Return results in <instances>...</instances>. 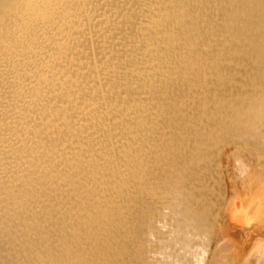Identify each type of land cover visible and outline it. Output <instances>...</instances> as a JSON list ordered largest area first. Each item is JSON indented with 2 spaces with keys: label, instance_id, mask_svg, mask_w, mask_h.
I'll use <instances>...</instances> for the list:
<instances>
[{
  "label": "bare ground",
  "instance_id": "bare-ground-1",
  "mask_svg": "<svg viewBox=\"0 0 264 264\" xmlns=\"http://www.w3.org/2000/svg\"><path fill=\"white\" fill-rule=\"evenodd\" d=\"M215 148L264 177V0H0V264H205Z\"/></svg>",
  "mask_w": 264,
  "mask_h": 264
},
{
  "label": "rangeland",
  "instance_id": "rangeland-1",
  "mask_svg": "<svg viewBox=\"0 0 264 264\" xmlns=\"http://www.w3.org/2000/svg\"><path fill=\"white\" fill-rule=\"evenodd\" d=\"M230 148V147H229ZM228 148V149H229ZM232 148V147H231ZM233 149V148H232ZM215 150H216V148H215ZM242 150V149H241ZM231 150L229 149V152H230ZM240 151V150H239ZM247 152H245L246 153V155H247V157L248 156H250L251 157V159L253 158V160H254V158H255V156H251L252 155V152L251 151H249L250 153H251V155L249 154V152H248V150H246ZM232 152V151H231ZM230 152V153H231ZM216 153V154H215ZM217 153H219L217 150L215 151V152H213V156H212V163L210 164V165H207V166H209V168L207 169V166L206 167H203V168H200L197 172L199 173V171H200V173L198 174L197 172H195L194 170V172L196 173V176H195V174H192L193 176H191V182H193V184L191 185V186H189V191L192 193V194H194V195H192V198H190L191 199V205H193V206H195V203H196V206L193 208V211H192V207L193 206H191V210L189 209V210H187L186 211V213H188V215L190 216V217H192L193 218V220H196V224H197V222L200 220L199 218H201V217H203L205 214H204V212L205 211H215V212H218V215H217V221L215 222V223H217V226H216V224L214 223L212 226V228L214 229V231H215V229L217 230V232L215 233H212L213 232V229H212V231L210 230V232H209V236H211L210 237V239H209V241H208V243H209V251L207 250L206 252L208 253H206L205 254V264H208V263H210V264H212V261H210L208 258H211V260H214L213 258L215 257L213 254H215V255H217L218 256V262H220V263H216V264H245V263H247V261L248 260H246L248 257H250L251 255H253V254H250L252 251H254V253H255V251H256V249L257 250H259V244H264V234L262 235V232L261 231H263L262 229L264 228V226H262V224H260L261 222L264 224V210H262V211H260V210H258L257 209V207H255V215H254V211H252V213H250V215L252 216V217H249V219H247L248 217H246V219L247 220H252V223H251V221H250V223L249 224H247L246 225V222H248L244 217L245 216H243V215H238L239 216V218H241V219H239L240 221L242 220V217H243V221H245V224L244 223H239V224H236V218L237 217H234V216H237V215H233V219H232V217H231V213H232V211H234V209H236V207H237V205L238 204H235V203H237V202H239V204L241 203V201H242V203L240 204V205H244L246 202L248 203V201L249 200H251V196L253 197V201H256L257 199H259V197L258 196H260V190L262 189L263 190V188H260L261 186V184L263 183L264 184V177L263 178H258L257 179V181L256 180H251V182H253V181H255V182H258V180H260L258 183H259V185H258V183H255V182H253V186L250 188L249 187V185H252V183L251 184H249L248 183V181L250 180H248L247 181V179H246V181H247V183H248V185H246L248 188V190H250L251 192H246V190L247 189H244V190H241V188L243 187V188H245L244 187V185H242L241 183V181L239 180V179H237L236 180V178L234 177L233 178V176H235L234 174H233V168H232V165L230 166V164H229V160L227 159V157L225 156V158H223L224 157V155H225V152H221V154H218L217 155ZM229 153V154H230ZM232 154V153H231ZM223 156V157H222ZM264 156V155H263ZM221 157V158H220ZM262 157V156H261ZM261 157L259 158V159H261ZM263 158V157H262ZM214 159V160H213ZM220 159V160H219ZM224 159V160H223ZM226 159V160H225ZM256 159V158H255ZM218 160V161H217ZM228 160V161H227ZM257 160V159H256ZM252 161V166H253V171L252 172H259V169H260V167H262L263 166V168H261V169H263L262 171H264V162H262L261 160V162L263 163V164H261V162L260 163H258L257 161ZM222 161V162H221ZM217 162H219V163H217ZM255 162H256V165H255ZM218 165H221V166H218V167H216V164ZM258 163V164H257ZM203 164V163H202ZM228 165V167H230V169L228 170L229 172H230V170H231V174H232V178H231V180H230V178L228 177V175H225L228 171H227V167H225V166H227ZM212 168H211V167ZM257 166H259V167H257ZM205 168H206V170H205ZM220 168L221 169H223L222 171L224 172H222L223 174H221V172L219 171L220 170ZM255 168H256V170H255ZM259 168V169H258ZM201 169L202 170H205V171H207V172H201ZM217 169V170H216ZM257 169H258V171H257ZM260 169V170H261ZM209 170H211V171H209ZM217 173V175H216V173L215 174H213V172L214 171ZM227 172H226V171ZM255 170V171H254ZM193 172V173H194ZM210 172V173H209ZM226 172V173H225ZM255 172V173H256ZM202 173V174H201ZM206 173V174H205ZM212 173V178H210V174ZM229 173V174H230ZM199 176H198V175ZM221 174V175H220ZM230 174V175H231ZM222 175L223 176H225V180L223 179V177H222ZM204 178H203V177ZM206 176H207V178H206ZM227 176V177H226ZM199 177V178H198ZM214 177V178H213ZM220 177V178H219ZM216 178V179H215ZM194 179H196L197 180V182H195L196 180H194ZM203 179H205V180H203ZM223 179V180H222ZM227 179L229 180V182L227 181ZM235 179V180H234ZM261 179H263V180H261ZM209 180V181H208ZM216 180V181H215ZM233 180V181H232ZM199 181L200 182H202V183H199ZM223 181H226V184L225 183H223ZM236 181V182H235ZM206 182H208L207 183V185L208 186H206ZM211 184H210V183ZM216 182V183H215ZM221 182V183H220ZM232 182V183H231ZM239 182H240V184H241V188H240V184H239ZM250 182V181H249ZM198 183V184H197ZM215 183V184H214ZM219 183V184H218ZM247 183H245V184H247ZM261 183V184H260ZM191 184V183H190ZM189 184V185H190ZM221 184V185H220ZM239 184V185H238ZM243 184H244V181H243ZM193 185H195V186H193ZM197 185H198V187H197ZM205 187H204V186ZM210 185H213L214 187V190H213V188H212V190L211 191H209L211 188L209 187ZM218 185H219V187H218ZM224 185H226L227 187V189L228 190H226L225 189V186ZM235 185H237V187H238V189H240L241 191H235ZM258 185V186H257ZM224 186V187H223ZM254 186H256V187H254ZM264 185H262V187H263ZM203 187V188H202ZM212 187V186H211ZM229 187H230V189H229ZM232 187V188H231ZM236 187V188H237ZM255 188V190L257 189V190H259L258 192H259V194H258V192H257V190L255 191H253V189ZM191 188V189H190ZM193 188V189H192ZM195 188V189H194ZM200 188V189H199ZM258 188H260V189H258ZM202 189H204V190H202ZM192 190H194L193 192H192ZM197 190H200V192L198 191L197 192ZM237 190V189H236ZM208 191V192H207ZM224 191H226V192H224ZM232 191V192H231ZM264 191V190H263ZM262 191V192H263ZM203 192V193H202ZM206 192V193H205ZM210 192V193H209ZM217 192H219L220 194H218ZM224 192V193H223ZM228 192V193H227ZM237 192L240 194H237ZM241 192V193H240ZM254 192V193H253ZM213 193V194H212ZM228 195H227V194ZM243 193V194H242ZM247 193H250L251 195H249V194H247ZM255 193H257V194H255ZM200 194H202L201 196H200ZM242 194V195H241ZM208 195V196H207ZM212 195V196H211ZM216 197V195L217 196H219V197H216V199L214 198V196ZM234 196V198H232L233 196ZM254 195H255V197H254ZM203 196V197H202ZM210 196V198H207V197H209ZM220 196H222V197H220ZM239 196H241V197H239ZM256 196H257V199H256ZM231 197V198H230ZM244 197H246L245 199H244ZM249 197V198H248ZM204 198H205V200H204ZM229 198V199H228ZM198 199H200L201 200V202H200V200L199 201H197ZM231 199V200H230ZM236 199H237V201H236ZM243 199V200H242ZM195 200H196V202H195ZM215 200V201H214ZM216 200L218 201V203L216 202ZM229 200V201H228ZM235 200V201H234ZM207 201V202H206ZM221 201V202H220ZM227 201V202H226ZM232 201H233V203H232ZM246 201V202H245ZM195 202V203H194ZM213 203V204H211L210 205V203ZM224 202V203H223ZM251 202V201H250ZM257 202V201H256ZM232 203V204H231ZM254 203V202H253ZM231 204V205H230ZM250 204V203H249ZM252 204V203H251ZM209 205V206H208ZM214 205V206H213ZM215 205L217 206V207H215ZM229 205V206H228ZM236 205V206H235ZM246 205V204H245ZM248 205V204H247ZM205 206H207L206 207V209H205ZM231 206V207H230ZM198 207V208H197ZM209 207V208H208ZM224 207V208H223ZM231 208V210L232 211H230V208ZM242 207H245V206H242ZM197 208V209H196ZM217 208L218 209H220V210H217ZM234 208V209H233ZM241 208V207H240ZM195 209V210H194ZM198 209H203V210H198ZM214 209V210H213ZM225 209H227V212H225L224 213V211H226ZM197 210V211H196ZM222 210H224V211H222ZM190 211V212H189ZM192 211V212H191ZM196 211V212H195ZM201 213H200V212ZM204 211V212H203ZM258 211H260V212H262V213H260V212H258ZM197 212H198V214H197ZM256 212L258 213V215H256ZM203 213V214H202ZM223 213V214H222ZM196 214V215H195ZM200 214H202V215H200ZM229 214H231V215H229ZM255 216H253V215ZM201 217H200V216ZM228 215V216H227ZM249 215V216H250ZM263 215V216H262ZM240 216H242V217H240ZM258 216V217H257ZM260 216V217H259ZM229 217V218H228ZM230 217H231V219H230ZM260 218L262 219V221L260 220ZM237 219V220H238ZM245 219V220H244ZM255 219V220H254ZM238 220V221H239ZM260 220V221H259ZM19 220H17V222H18ZM224 221V222H223ZM232 221V222H231ZM234 221V222H233ZM242 221V222H243ZM194 222V221H193ZM200 222V221H199ZM174 223L176 224V225H174ZM177 223L180 225V222H179V220L177 221V220H175V221H173V226H175V228L178 226L177 225ZM258 223V224H257ZM222 224V225H221ZM224 224H226V225H224ZM231 224V225H230ZM237 226H236V225ZM243 224V225H242ZM257 224V225H256ZM225 226V228L223 227V229L222 230H219V231H226V233L228 234H226L225 233V235H223L221 232V234H222V236H224L223 237V239L221 238V234L219 233V231H218V229H220L219 228V226ZM246 225V226H245ZM250 225V226H249ZM253 225V226H252ZM261 225V226H260ZM232 226H234V227H232ZM236 226V227H235ZM243 226L246 228V229H244L243 228ZM254 226H259V227H257V231H255V232H253V231H251L250 229H249V227H254ZM171 227V226H170ZM170 227H168L167 228V231L165 230V232H166V235L168 234L167 232H169V229H170ZM260 227H261V229H260ZM263 227V228H262ZM19 228H20V226H19ZM227 228H229V229H227ZM235 228V229H234ZM236 228H237V230H236ZM252 229V228H251ZM229 230V231H228ZM261 230V231H260ZM228 231V232H227ZM231 231V232H230ZM249 232V234H248V232ZM250 232H252L253 233V236H252V233H250ZM257 233V234H256ZM264 233V232H263ZM213 234H214V236H213ZM216 234H220L219 236L218 235H216ZM230 234V235H229ZM181 235V234H180ZM179 235V236H180ZM233 237H232V236ZM261 235V236H260ZM168 236V235H167ZM166 236V237H167ZM181 236H183V235H181ZM213 236V237H212ZM216 236V237H215ZM226 236V237H225ZM229 236H231L232 238H230L229 239V241L230 242H228V244L226 243V242H224L225 244H227V245H229L231 242V245H229V246H232V248L230 247V249H229V246H227V245H225V244H223V241H226V240H228V237ZM219 237V238H218ZM253 237V241H252V238ZM180 238V237H179ZM218 238V239H217ZM222 240H221V239ZM225 238V239H224ZM227 238V239H226ZM238 242H236L235 240ZM213 240H214V242H213ZM219 240L221 241V242H219ZM245 240H246V242H245ZM178 241H179V239H178ZM250 241H252L251 243H250ZM199 243L200 242V240H196L195 241V243ZM219 243V245L220 246H222V245H224V246H227V248L225 247H223L222 246V248H220L221 250L222 249H224V250H218L219 249V247H217V248H215L214 247V245L216 244V243ZM236 244H235V243ZM248 242H249V244H248ZM257 242V243H256ZM213 243V244H212ZM245 243V244H244ZM233 244H235V245H233ZM246 244H248L247 246H248V248H246L245 249V247H247L246 246ZM218 244L217 245H215V246H219ZM245 245V246H244ZM259 245V246H258ZM212 246V247H211ZM244 247V248H243ZM237 248V249H236ZM239 248V249H238ZM211 249H215V250H218V251H215V250H211ZM228 249H229V252H230V250H231V255H230V253H228L227 254V251H228ZM242 249L244 250V252L242 251ZM226 250V251H225ZM213 251V252H212ZM210 252V253H209ZM242 252H243V254H242ZM213 253V254H212ZM218 253V254H217ZM222 253L224 254H227V255H222ZM156 253H154V255H155ZM233 254V255H232ZM250 254V255H249ZM256 254H257V251H256ZM255 254V255H256ZM159 255V254H158ZM158 255H155V257L157 258V259H161L162 260V256L160 255V256H158ZM210 255V256H209ZM255 255H253V257H255ZM151 256V255H150ZM153 256V255H152ZM158 256V257H157ZM214 256V257H213ZM221 256H224L223 257V259H224V261L226 262H224L223 261V259L221 258ZM226 256V257H225ZM154 256H153V258L154 259H156ZM161 257V258H160ZM222 260H220V259ZM226 258V259H225ZM251 258V257H250ZM236 260V261H234V260ZM255 259V258H254ZM254 259H251V260H253V264H255L256 262H255V260ZM249 261H250V259H249ZM249 261H248V264H249ZM192 262V261H191ZM250 263L252 264V261H250ZM263 264V263H262Z\"/></svg>",
  "mask_w": 264,
  "mask_h": 264
}]
</instances>
